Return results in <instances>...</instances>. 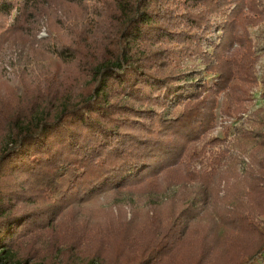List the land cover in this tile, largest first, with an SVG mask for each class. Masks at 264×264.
Masks as SVG:
<instances>
[{"label": "trees", "instance_id": "obj_1", "mask_svg": "<svg viewBox=\"0 0 264 264\" xmlns=\"http://www.w3.org/2000/svg\"><path fill=\"white\" fill-rule=\"evenodd\" d=\"M230 5L208 64L198 31ZM262 18L260 0H0V54L17 48L47 63L0 91V264L261 259L264 130L242 172H192L202 150L187 149L213 126V89L179 86L188 76L174 60L200 55L217 74L214 89L231 87L238 112L255 81L247 27ZM41 26L47 36L38 38ZM175 96L183 108L171 118ZM106 192L154 197L84 215Z\"/></svg>", "mask_w": 264, "mask_h": 264}, {"label": "rangeland", "instance_id": "obj_2", "mask_svg": "<svg viewBox=\"0 0 264 264\" xmlns=\"http://www.w3.org/2000/svg\"><path fill=\"white\" fill-rule=\"evenodd\" d=\"M261 1V9L263 18L254 25L247 27V32L251 40V50L255 61L252 65V72L255 81L251 83L245 94V99L241 100L240 110L234 112L239 102H236V95L231 91V87L224 90L216 91L214 84L217 81V74L208 69V64L215 63L214 52L215 47L220 43L225 20L234 5L223 8L219 13H210L207 15L209 22L207 27L201 28L198 33L203 31V37L200 40V47L203 54H207L209 63L203 61L200 55H190L188 53H179L174 60L179 69L187 74V84L179 83L183 88L188 86V82H195L200 85L199 90L207 88L212 90L209 97L214 102L213 126L201 137L189 144L187 151L202 150L199 156H196L190 161V170L201 175H212V173L221 172V170L237 169L239 172L249 162L250 154L255 151V146L258 140V132L264 130V0ZM202 6H197L194 10L200 11ZM15 11L3 21L5 27H11L14 24ZM204 28H207L204 30ZM47 33L44 27L41 26L37 34L38 38L46 37ZM234 43L229 51L237 48ZM227 50V52H228ZM25 52L20 50L10 49L4 54H0V91L6 89L7 84H13L19 80L24 73L39 74L38 70H45L47 63L40 61L36 63L25 56ZM208 63V64H207ZM2 67L4 70L2 71ZM204 90V93L207 92ZM180 91V90H178ZM182 95L191 94L186 90H181ZM169 102V107L166 108V113L171 118L176 117L182 111L184 100L181 98L172 97ZM186 152V155L188 154ZM186 155L183 162L188 161ZM63 185L65 182H60ZM188 187L197 191L198 195L202 196V191L198 189L199 184L191 181L187 184ZM179 189L178 185H171L164 194L170 195ZM59 191L56 190L55 194ZM145 198H139L135 195H127L121 193L106 192L93 203L88 202L86 206V213L84 215H91V213L99 212L100 208L107 206H121L128 209L141 208L144 202L154 197L153 194H146ZM204 214V212H202ZM205 216V215H204ZM260 228L264 229L263 222L260 217L255 218ZM254 264H264V255L261 259L255 261Z\"/></svg>", "mask_w": 264, "mask_h": 264}]
</instances>
